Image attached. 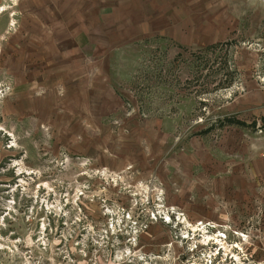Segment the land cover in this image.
<instances>
[{
	"label": "rangeland",
	"instance_id": "obj_1",
	"mask_svg": "<svg viewBox=\"0 0 264 264\" xmlns=\"http://www.w3.org/2000/svg\"><path fill=\"white\" fill-rule=\"evenodd\" d=\"M0 264H264V0H0Z\"/></svg>",
	"mask_w": 264,
	"mask_h": 264
},
{
	"label": "bare ground",
	"instance_id": "obj_2",
	"mask_svg": "<svg viewBox=\"0 0 264 264\" xmlns=\"http://www.w3.org/2000/svg\"><path fill=\"white\" fill-rule=\"evenodd\" d=\"M222 241V240H221ZM218 242V241H217ZM221 244V243H220Z\"/></svg>",
	"mask_w": 264,
	"mask_h": 264
}]
</instances>
